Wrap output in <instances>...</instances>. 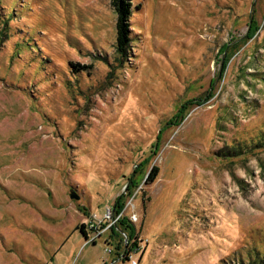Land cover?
Listing matches in <instances>:
<instances>
[{
  "label": "rangeland",
  "instance_id": "obj_1",
  "mask_svg": "<svg viewBox=\"0 0 264 264\" xmlns=\"http://www.w3.org/2000/svg\"><path fill=\"white\" fill-rule=\"evenodd\" d=\"M111 1L0 0V264H264V0Z\"/></svg>",
  "mask_w": 264,
  "mask_h": 264
},
{
  "label": "trees",
  "instance_id": "obj_2",
  "mask_svg": "<svg viewBox=\"0 0 264 264\" xmlns=\"http://www.w3.org/2000/svg\"><path fill=\"white\" fill-rule=\"evenodd\" d=\"M133 0H112L111 6L113 8L114 14L116 16L115 20V40L117 43V51L118 53L124 55L126 53V49L129 44V31H128V24L130 21V17L132 15V8H133ZM224 153L223 155H225ZM157 169L152 168L150 173L148 174L146 178V184L152 183L156 176H157ZM85 225L80 224L75 227V230L80 231L85 236V239H87L86 232L84 230ZM127 230H130V234H133L134 228L126 226ZM124 228V229H125ZM126 230V229H125ZM129 240V238H128ZM133 246V245H132ZM130 248L125 251V259L128 257L127 254L129 252Z\"/></svg>",
  "mask_w": 264,
  "mask_h": 264
},
{
  "label": "water",
  "instance_id": "obj_3",
  "mask_svg": "<svg viewBox=\"0 0 264 264\" xmlns=\"http://www.w3.org/2000/svg\"><path fill=\"white\" fill-rule=\"evenodd\" d=\"M70 199H73V200H77V196L73 193V191L71 190L70 191V195H69Z\"/></svg>",
  "mask_w": 264,
  "mask_h": 264
},
{
  "label": "built area",
  "instance_id": "obj_4",
  "mask_svg": "<svg viewBox=\"0 0 264 264\" xmlns=\"http://www.w3.org/2000/svg\"><path fill=\"white\" fill-rule=\"evenodd\" d=\"M129 264H137V262L133 260H129Z\"/></svg>",
  "mask_w": 264,
  "mask_h": 264
}]
</instances>
